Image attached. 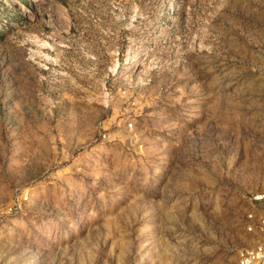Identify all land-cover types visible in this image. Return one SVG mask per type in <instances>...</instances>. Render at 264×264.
Wrapping results in <instances>:
<instances>
[{"label": "rangeland", "instance_id": "rangeland-1", "mask_svg": "<svg viewBox=\"0 0 264 264\" xmlns=\"http://www.w3.org/2000/svg\"><path fill=\"white\" fill-rule=\"evenodd\" d=\"M262 242L264 0H0V264Z\"/></svg>", "mask_w": 264, "mask_h": 264}, {"label": "built area", "instance_id": "built-area-1", "mask_svg": "<svg viewBox=\"0 0 264 264\" xmlns=\"http://www.w3.org/2000/svg\"><path fill=\"white\" fill-rule=\"evenodd\" d=\"M104 136V135H103ZM260 197H257L258 199ZM264 263V242H262L254 251L246 252L240 264H263Z\"/></svg>", "mask_w": 264, "mask_h": 264}, {"label": "bare ground", "instance_id": "bare-ground-1", "mask_svg": "<svg viewBox=\"0 0 264 264\" xmlns=\"http://www.w3.org/2000/svg\"><path fill=\"white\" fill-rule=\"evenodd\" d=\"M27 11H28V10H23L22 12H23V13H26Z\"/></svg>", "mask_w": 264, "mask_h": 264}]
</instances>
